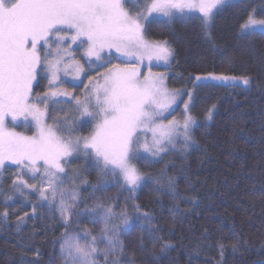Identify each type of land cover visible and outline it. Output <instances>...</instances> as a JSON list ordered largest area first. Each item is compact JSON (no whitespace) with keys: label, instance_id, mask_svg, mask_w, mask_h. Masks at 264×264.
I'll list each match as a JSON object with an SVG mask.
<instances>
[{"label":"snow or ice","instance_id":"1","mask_svg":"<svg viewBox=\"0 0 264 264\" xmlns=\"http://www.w3.org/2000/svg\"><path fill=\"white\" fill-rule=\"evenodd\" d=\"M228 3L229 0H199L198 3L185 0H0V169L16 165L24 175L30 174L33 183L29 184L21 177L12 183L14 192L23 194L24 188H30L37 193V204L32 206L33 215L38 208L52 215L58 212L67 232L70 218L79 215L73 211L78 207L75 202L79 197L73 191L72 203H68L63 185L70 183L71 178L63 174L81 155L89 157L84 162L101 175V183L94 189L105 190L104 178L111 177L117 183L122 179L129 198L134 199L146 174L137 169L133 160H143L146 166H151L156 161L150 157L166 153L170 147L175 149L177 137H182V150L195 143L192 131L196 120L189 112V105L194 101L192 94L179 90L170 92L165 87L166 77L152 74L151 63L147 66L148 75H142L140 71L145 57L149 61L155 58L167 64L173 55L167 40L149 42L144 39L145 25L151 23L148 18L154 11L171 17L172 9L183 12L185 8H196L202 14V25L207 27L216 12ZM241 29L249 35L257 30L264 33V18H258L253 9ZM77 43L88 57L86 63L90 70L94 61L99 62L94 65L97 70H106L101 77L103 82L93 83L95 76L86 77L88 84L83 85L82 97L67 89L60 91L61 86L57 84L59 94L68 99L56 103L69 105L71 115L63 119L56 117L53 124L48 125L43 122L45 113L41 111V105L46 108L47 101L34 94L33 85L39 87L38 77L47 79L51 85L57 79L60 67L67 63L64 57L71 55L68 49ZM113 50L118 55H113ZM128 58H132L133 63H129ZM114 59L119 62L112 63ZM74 71V78H78L83 67L77 62ZM190 79L194 81L193 89L205 86L198 82L209 79L250 83L246 77L214 73ZM56 94L51 92V95ZM43 95L47 97L50 93ZM178 95H187L184 119L182 123L170 120L164 124L159 119L161 113L176 102ZM212 109L207 112L208 119L212 117ZM29 116L35 122V135L25 136L9 130V118L12 122L21 118L27 121ZM88 125H94L89 137L71 135L74 126ZM58 132L69 135H58ZM149 133L151 143L148 142ZM141 149L148 155L143 156ZM156 183L167 185L173 200L170 211L179 215V204L175 203L179 199L175 180L165 177ZM58 190L60 199L53 209ZM7 198L11 199V196ZM188 199L191 202L195 198ZM116 207L97 202L90 209L89 223L103 225L99 236L93 235L88 228L78 230L73 236H63L59 245L63 264H101V261L102 264H137L135 252L129 255L120 238L121 233L130 234L137 225L131 214L125 209L116 211ZM133 209L140 213L135 217L136 221L151 224L149 213H141L139 204ZM0 215L8 217L7 206ZM24 215L28 216V213ZM24 222V217H18V231ZM207 241L208 237L204 236L201 243L207 245ZM201 243L192 249L196 255L200 254ZM215 246L218 253L216 264H224L226 244L221 239ZM227 246L233 252L241 246V237L234 229ZM160 247L163 252L173 245L162 240ZM21 251V264H39L41 253L38 248L32 249L35 259H27V252L23 248Z\"/></svg>","mask_w":264,"mask_h":264},{"label":"trees","instance_id":"2","mask_svg":"<svg viewBox=\"0 0 264 264\" xmlns=\"http://www.w3.org/2000/svg\"><path fill=\"white\" fill-rule=\"evenodd\" d=\"M253 9L258 18H264V0H240L218 10L209 27L202 25L198 16L153 18L146 24L149 41L167 40L173 50L169 87L185 90L194 98L190 114L196 120L192 131L195 143L184 150L178 144L150 157L156 161L151 166L133 160L146 174L134 199L129 198L122 179L117 183L111 177L104 178L105 190L94 189L100 185L101 175L84 160H76L74 164L82 167L81 175L70 177L68 195L73 191L78 194V207L73 211L79 215L70 218L67 232L58 212L52 215L38 208L33 215L37 193L30 188H24L23 194L14 192L12 182L17 172L6 167L0 174V213L5 206L8 211L7 218L0 215V264H21L22 248L27 259H35L33 247L41 253L39 264H63L59 251L63 236H73L83 228L100 235L103 225L89 223L90 209L97 202L132 215L137 227L130 234L121 233L120 238L129 255L135 252L137 264H216L215 245L221 239L226 244L224 264H264V33L249 35L241 29ZM209 73L246 77L250 83L247 87L202 83L205 86L192 88L190 77ZM38 80L39 87L35 84L33 92L42 95L48 90L47 79ZM68 108L53 106L48 123L70 116ZM209 109L211 119L207 118ZM92 131L93 125L74 126L71 134L88 136ZM165 177L176 182L179 215L170 211L173 200L167 185L156 183ZM189 197L195 199L189 202ZM57 204L58 200L53 209ZM135 204L140 205L141 213H149L151 224L135 220L140 215L134 212ZM18 217L26 221L19 231ZM233 229L241 237L236 252L227 246ZM204 236L208 237L207 245L201 243ZM161 238L173 247L162 252ZM198 243L201 249L196 255L192 249Z\"/></svg>","mask_w":264,"mask_h":264},{"label":"rangeland","instance_id":"3","mask_svg":"<svg viewBox=\"0 0 264 264\" xmlns=\"http://www.w3.org/2000/svg\"><path fill=\"white\" fill-rule=\"evenodd\" d=\"M240 0H229V3H233V2H237ZM185 2H191V3H198L199 0H185ZM228 3V4H229ZM172 15L171 17L169 16H165L163 15L161 12H153L151 16H149V21L153 18H161V19H171L175 16H184V17H189V16H198V17H202V14L199 12L198 9L196 8H192V9H188L185 8L183 10V12H180L179 10L176 9H172L171 10ZM211 24V23H210ZM210 24L207 26L209 27ZM146 27V25H145ZM259 31V30H257ZM144 39L146 41H149L146 36H145V32H144ZM152 42V41H149ZM68 42L65 41V44H67ZM68 51L71 53L70 56H65V60L67 61L66 64L62 65L60 67V69L57 72V79L55 81L52 82L51 85H49V81L47 80V86H48V90L46 92H49L50 95L45 97L43 94L41 95V97L47 101V107L45 108L44 105H41V111L45 113L44 118H43V122L48 124V125H52L48 123V113L49 110L53 107V106H60V107H70L69 105H65V104H57V101H63V100H67L68 97L60 95L59 91H57L56 85L60 84V91H63L64 89H67L69 92H71L73 95L75 96H83V93L85 91L83 85L88 84V79H86V77H90V76H95V80H93V83H96V81H100L101 83L103 82L101 77L102 74L106 71L104 68H100L99 70H97V68L94 66L96 62L94 61V65L91 68V70L89 69V65L88 63H86V61L88 60V57H86L84 55L83 49L78 47V43L77 44H73L71 46V48L68 49ZM55 55V52L53 53ZM106 54V53H105ZM41 55H44V52L42 50ZM113 55H118L114 52L113 50ZM172 59H173V55L169 57L168 63L166 64L163 60H156L155 58H153L151 61L148 60L147 57L144 58L143 64L140 65V71L142 73V75H148V71H147V66L149 65V63H151V72L153 75L155 74H163L166 79H165V87L171 92L173 90H179V92L181 93H186L185 90L182 89H172L171 87H169L168 84V76L170 74V69H171V63H172ZM129 63H133V59L132 58H128ZM77 62L80 66L83 67V71L80 72L79 77L78 78H74L76 73L74 71V69L77 67ZM119 61L117 60H113L112 63H118ZM207 75V74H206ZM215 75H222V74H215ZM199 76H205V75H199ZM226 76V75H225ZM194 82V81H193ZM202 83H214V84H221V85H238V86H243V87H247L248 85H244L242 84L240 81H218V80H206V81H201L198 82V84H202ZM73 85H76V87H73ZM89 87H91V85H89ZM51 92H56V95H51ZM185 95L181 96L178 95L176 98V102L173 103L171 105L170 108L164 110L161 113L160 116V121L163 122L164 124H167L168 121L170 120H174L177 123H182L183 119H184V114H185V110H184V102H187V100L184 99ZM74 103V102H72ZM189 112H190V105H189ZM25 125H28L27 127ZM8 128L10 131H14L17 133H21L25 136H33L36 134V126H35V122L32 120V117L29 116L28 120L25 121L23 118L12 122L11 119L9 118L8 121ZM31 130V132H29ZM93 130H94V125H93ZM93 132V131H92ZM91 132V133H92ZM58 135H60L58 133ZM72 135V134H71ZM91 135V134H90ZM88 136H76L75 134L72 135L73 137H89ZM149 136V140L148 142L151 143V133L148 134ZM178 144H182V137H177L176 139V146ZM173 148H169V150H171ZM168 150V151H169ZM88 151H91L90 149ZM141 154L142 155H148L147 153L143 152V149H141ZM163 153H161L160 155H162ZM159 155V156H160ZM74 158H75V154H74ZM88 160L90 159L89 157L83 156L81 155L78 159L76 160ZM133 163V161H132ZM134 164V163H133ZM6 167L9 168H14V170L17 172V176L21 177L22 179L28 181L29 184L33 183V181L31 179H29V175H24L23 173H21L18 170V166L16 165H6ZM5 167V168H6ZM4 168V169H5ZM81 168L78 164H72L70 168H66L65 169V173L63 175H67L69 177L72 176H79L81 175ZM4 169H0V174ZM73 173H75V175H73ZM1 176V175H0ZM69 183H65L63 185V194L66 198H69L68 201L70 200V195L69 194V187H68ZM74 184L75 181H74ZM72 183V185H74ZM39 187V185H38ZM60 199V192L58 190V194H57V200L59 202Z\"/></svg>","mask_w":264,"mask_h":264},{"label":"flooded vegetation","instance_id":"4","mask_svg":"<svg viewBox=\"0 0 264 264\" xmlns=\"http://www.w3.org/2000/svg\"><path fill=\"white\" fill-rule=\"evenodd\" d=\"M35 85V84H34ZM34 85H33V87H34Z\"/></svg>","mask_w":264,"mask_h":264}]
</instances>
